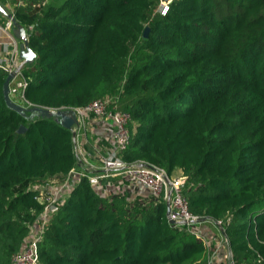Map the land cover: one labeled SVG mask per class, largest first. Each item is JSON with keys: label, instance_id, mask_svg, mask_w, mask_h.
Returning a JSON list of instances; mask_svg holds the SVG:
<instances>
[{"label": "trees", "instance_id": "trees-1", "mask_svg": "<svg viewBox=\"0 0 264 264\" xmlns=\"http://www.w3.org/2000/svg\"><path fill=\"white\" fill-rule=\"evenodd\" d=\"M0 4L36 54L17 103L78 108L116 96L132 119L122 158L180 172L189 211L210 218L169 223L163 198L112 201L80 177L51 214L37 264H206L210 249L188 229L218 220L236 263L264 264V0ZM6 75L0 264L22 250L47 181L77 166L70 129L5 105Z\"/></svg>", "mask_w": 264, "mask_h": 264}, {"label": "built area", "instance_id": "built-area-1", "mask_svg": "<svg viewBox=\"0 0 264 264\" xmlns=\"http://www.w3.org/2000/svg\"><path fill=\"white\" fill-rule=\"evenodd\" d=\"M11 28L12 24L9 19H7L4 25H0V29L8 34L11 32ZM17 56V45L13 39L9 55L0 57V68L6 74L14 73L9 83V95L16 103L19 100H24L23 90L26 86V81L21 73V68L24 64ZM116 102V96L105 95L93 99L83 107L74 108L77 124L74 125L75 137L73 139V146L77 166L64 179H61L63 182L55 190L49 189L47 184L44 186L46 192L41 197L43 209L32 225L22 250L12 256L10 264L38 263V242L41 239V235L47 226L51 214L64 198L58 199L56 194L66 187H69V185H73L80 177H86L88 182L98 191H100L102 182L104 181L116 180L119 183H122L121 181H127L130 185L137 186L138 191H148L152 197H161L164 201L168 200L170 207L168 215L173 223L189 227L193 223L203 222L198 221L200 216L192 214L188 209V199L183 194L185 177L180 172L174 171L168 174L162 167L150 165L142 161L127 162L122 158V153L129 143L128 125L132 119L128 111L120 110L116 107ZM22 105L32 106V104L26 101ZM93 117L99 118L100 121H107L106 124H109L107 127L111 129V135H100L97 138L98 140H95L94 147L91 145L94 153L96 151L95 164L88 161L85 156L86 152L83 150L79 140L77 142L79 134L82 138L83 136L86 137L85 131L87 130L89 119ZM85 142H87V137ZM78 145L79 148H77ZM70 177L72 181L69 179ZM215 222L221 224L219 220ZM188 230L197 238L203 240L204 244L210 249L205 238L198 234L197 228ZM224 241L226 243L225 238ZM209 255L206 264H210ZM226 259L227 264H246L243 262L236 263L232 258L229 248Z\"/></svg>", "mask_w": 264, "mask_h": 264}, {"label": "water", "instance_id": "water-1", "mask_svg": "<svg viewBox=\"0 0 264 264\" xmlns=\"http://www.w3.org/2000/svg\"><path fill=\"white\" fill-rule=\"evenodd\" d=\"M171 0H161L162 4H167ZM0 14L4 15L7 19L11 21L12 28L11 32L13 33L14 37L20 41L19 43V52L18 57L23 61V64H30L35 59V52L29 47L28 39L26 35V29L22 24L15 20L12 13L6 11L4 7L0 4ZM148 32V27H145L143 31V36H146ZM14 73H8L5 76V79L2 84V95L4 99L5 105L12 111L16 112L20 116H22L26 120H34L39 118H52L54 121L59 123L62 127L66 129H70L72 140L75 137V129L74 125L77 124V117L74 108L67 107V108H48L43 106H25L22 104H18L13 101L9 95V83L13 78ZM24 127L20 126L19 131H23ZM166 205V217L169 223H173L169 219V201H165ZM210 219L208 217H200L198 221H204ZM216 223V222H215ZM218 229L223 234V228L221 225L216 223Z\"/></svg>", "mask_w": 264, "mask_h": 264}, {"label": "rangeland", "instance_id": "rangeland-1", "mask_svg": "<svg viewBox=\"0 0 264 264\" xmlns=\"http://www.w3.org/2000/svg\"><path fill=\"white\" fill-rule=\"evenodd\" d=\"M163 6L164 4H161L159 6H156L155 9L157 10L158 8H161V10H163ZM79 141L81 142V137H79ZM76 146H77V143H76ZM77 148H79V145ZM83 150L86 152V154L85 153L84 154L86 158L88 159V161L95 164L96 160L94 159H96L95 157L96 151L94 153L93 149L91 148V145L89 146V148L84 147ZM61 179H64V178H53V179L48 180L46 184L48 185L49 189L55 190V188L59 186L61 182H63ZM69 179L71 180V177ZM121 182L122 183H119V181H116V180L102 182V186L99 191L100 195L112 201L115 199L121 198L124 200V202L126 201L128 203H134V202L141 203V200H144V198L147 199L151 196L148 191L147 192L138 191L137 186L130 185L127 181H121ZM42 185H45V184H42ZM71 186L72 185H69V187H66L64 190L59 191L56 194V197L58 199H62L63 197H65L68 194ZM132 200L133 202H130ZM211 223L213 225L205 223L201 225V227L203 228H201L200 226L197 227V232L199 235L205 238V241L209 244L210 264H227L226 255H228V248L224 241V236L218 229L215 221H211Z\"/></svg>", "mask_w": 264, "mask_h": 264}, {"label": "crops", "instance_id": "crops-1", "mask_svg": "<svg viewBox=\"0 0 264 264\" xmlns=\"http://www.w3.org/2000/svg\"><path fill=\"white\" fill-rule=\"evenodd\" d=\"M13 39L16 41L17 50L19 52L20 41L14 37L13 33L10 32L8 34L2 29H0V57L9 55L11 47H12ZM89 122H88L87 130L85 131L87 142H85L86 137L83 136L82 138V136H79L80 134L78 135V138H77V142H78L79 137H81V142L80 141L79 142L83 148L84 147L89 148L90 145L93 146V144H95L96 142L95 140L99 138L100 135H111V129L107 127V125L109 126V124H106L107 121H104V120L100 121L99 118L93 117L89 119Z\"/></svg>", "mask_w": 264, "mask_h": 264}]
</instances>
